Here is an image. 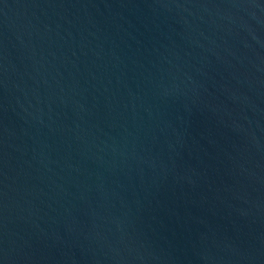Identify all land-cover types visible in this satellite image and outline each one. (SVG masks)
Masks as SVG:
<instances>
[{"label":"water","instance_id":"obj_1","mask_svg":"<svg viewBox=\"0 0 264 264\" xmlns=\"http://www.w3.org/2000/svg\"><path fill=\"white\" fill-rule=\"evenodd\" d=\"M0 264H264V0H0Z\"/></svg>","mask_w":264,"mask_h":264}]
</instances>
